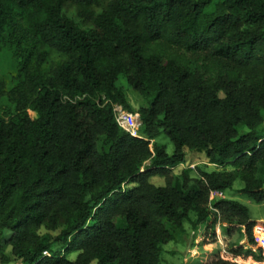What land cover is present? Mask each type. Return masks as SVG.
Listing matches in <instances>:
<instances>
[{
    "label": "trees",
    "instance_id": "1",
    "mask_svg": "<svg viewBox=\"0 0 264 264\" xmlns=\"http://www.w3.org/2000/svg\"><path fill=\"white\" fill-rule=\"evenodd\" d=\"M114 105L138 114V135ZM160 133L171 154L151 142ZM185 148L220 169L174 173ZM258 165L264 0H0L1 264L7 247L21 264H160L185 222L203 246L220 226L246 240L229 245L235 261L217 251L195 264L261 261L264 221L236 199L211 200L239 179L264 202Z\"/></svg>",
    "mask_w": 264,
    "mask_h": 264
},
{
    "label": "rangeland",
    "instance_id": "2",
    "mask_svg": "<svg viewBox=\"0 0 264 264\" xmlns=\"http://www.w3.org/2000/svg\"><path fill=\"white\" fill-rule=\"evenodd\" d=\"M161 47H165V45H161ZM167 53L177 54V51L172 50L171 48H166ZM118 85L124 88V93L127 99V102L133 109L136 111L138 106L141 104L140 96L137 92L133 91L126 83V80L121 77L117 81ZM135 113V112H134ZM136 134H139L136 131ZM151 142H156L165 146L166 151L168 154L172 153L173 146L172 143L169 141L166 135L160 133L155 139H152ZM185 151V160L183 163L177 165L174 169V173H179L181 169L190 168L192 169L191 175H194L195 168H200L203 170H218L220 169L215 164L210 163L203 151H196V150H189L187 148L184 149ZM149 161L144 163V166H147ZM258 177L263 180L264 183V168L262 165H258ZM150 182L160 186L164 184V179L162 177L154 176L150 178ZM131 186V185H129ZM242 187V182L237 179L234 181L233 187L231 189L226 190L225 192H213L211 194V200L225 197L236 199L242 204H244L248 210L251 219L256 221H264V202L256 203L251 199L244 196L239 189ZM191 218H194L193 213L190 214ZM260 229L264 230V226L257 225ZM256 226V227H257ZM220 226L216 229V241L212 244L207 245H200V237H201V230L196 233L191 229V225L189 222L184 223V231L180 235H176L173 240L169 241L166 244L160 246L159 252V262L160 264H195L199 262H204L209 255H213L214 252L220 251V257L225 259H231L235 261V258L230 255L228 252L229 245L232 243H244L246 240L244 236L241 235L238 231L234 233L232 236H227L223 233V230ZM255 231L258 232L257 229ZM40 234H50V235H57L58 230H47L44 227L39 229ZM256 234V233H255ZM56 248H60V245H56ZM6 253L10 255L11 260L8 263L3 264H21L20 260L14 259L10 248L7 247ZM48 255V252L47 254ZM76 257V253H70L68 258L73 260ZM236 261L239 264H264V259L261 261H248L244 262L242 259L236 258ZM1 264V263H0ZM90 264H96V261L93 260Z\"/></svg>",
    "mask_w": 264,
    "mask_h": 264
},
{
    "label": "built area",
    "instance_id": "3",
    "mask_svg": "<svg viewBox=\"0 0 264 264\" xmlns=\"http://www.w3.org/2000/svg\"><path fill=\"white\" fill-rule=\"evenodd\" d=\"M113 112L115 116L116 123L125 131L131 135H138V127L140 125L139 117L137 113H130L123 109L120 105L113 106ZM213 194V193H212ZM255 240L257 246L261 249L262 255L264 257V235H258V232L255 231ZM44 255L47 254L46 251L43 252Z\"/></svg>",
    "mask_w": 264,
    "mask_h": 264
},
{
    "label": "crops",
    "instance_id": "4",
    "mask_svg": "<svg viewBox=\"0 0 264 264\" xmlns=\"http://www.w3.org/2000/svg\"><path fill=\"white\" fill-rule=\"evenodd\" d=\"M10 248V247H9Z\"/></svg>",
    "mask_w": 264,
    "mask_h": 264
}]
</instances>
